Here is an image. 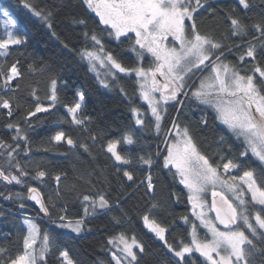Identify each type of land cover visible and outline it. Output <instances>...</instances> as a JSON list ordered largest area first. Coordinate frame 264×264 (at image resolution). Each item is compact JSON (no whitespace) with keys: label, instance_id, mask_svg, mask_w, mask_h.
<instances>
[{"label":"snow or ice","instance_id":"obj_1","mask_svg":"<svg viewBox=\"0 0 264 264\" xmlns=\"http://www.w3.org/2000/svg\"><path fill=\"white\" fill-rule=\"evenodd\" d=\"M18 3L44 24L64 49L75 52L86 62L103 88L111 89L121 74L135 78L139 99L147 105L146 111L141 107L131 108L135 123L140 128H154L158 136L163 133L165 145L164 150L158 149L155 155L138 156L139 166L146 173L139 183L144 186L146 195L154 194V165L159 167L162 161L167 174L187 189V201L195 217V220L187 215L180 217L187 226L189 238L181 237L172 244L166 237L168 228L151 215L158 207L156 203L142 216L144 227L163 242L174 264H256L257 255L264 258V10L249 24L245 17L255 7L253 0H237L236 7L225 10L230 31L218 39L202 33L197 26V14L206 8L208 0H80L90 15L85 18L69 13L67 16L71 31H79L83 37V46L77 49L69 42V37L61 39L54 30L52 7L55 5L45 9L34 0H18ZM0 17L4 29L0 35V57H8L13 50L26 47L28 39L9 11L0 10ZM89 19L95 23V28H89ZM232 37L240 38L241 43L231 40ZM236 50L239 55L237 63L233 64L227 57ZM124 53L134 57L131 64L130 57ZM28 69L34 71L33 64H29ZM23 76L18 60L7 69L0 63V110H6L0 111V115L9 118L4 127L15 133L11 137L14 144L0 139V156L5 157L8 169L0 166V181L5 186L27 187L26 196L8 191L0 192V198L18 200L20 208L25 207L24 199L33 201L41 214L39 219L51 227L42 229L35 219L25 218L23 224L27 234L23 236L22 251L13 255L6 247H0V264H50V256L55 257L56 264H77L70 251L61 246L60 236L71 233L73 236L69 239L80 237L91 230L87 228L89 217L111 212L114 206H120L119 201L114 203L106 192L98 191L95 196L85 194L81 202L83 215L74 217L53 196L45 198L39 185L44 183L49 172L38 164L29 171L27 165L16 159L21 149L19 142L28 145L27 135L15 122L18 111L14 112L12 102L19 88L14 81ZM58 82V78L50 82L48 103L41 102L36 89L32 90L34 110L25 116L29 127L32 126L31 118L37 113L53 114L52 109L63 103L61 89H67L68 82L64 81L60 88ZM84 105L85 93L75 91L72 102L63 103L70 120L62 122L75 126L78 132H87L88 123L80 115ZM193 106L202 108L205 113L198 125L207 127L210 114L218 126H223L224 135L220 136L218 147L227 144V135L239 142L238 156L225 160V155L220 153V159L213 160L202 151L190 127L191 122L180 123L186 115L184 109ZM169 107L175 115H171ZM15 108L19 109V103ZM166 117L170 127L165 130ZM88 138L94 142L97 139L94 134ZM62 142L69 150L79 147L91 155L87 143L78 144L63 130L56 131L49 141L50 144ZM121 143L132 146L136 141L131 135L123 136L109 141L103 150L109 154L107 159L113 162L115 172H122L126 178L122 186L139 187L126 167L132 165V157L117 150ZM227 146L231 152L232 145ZM30 150L26 147L23 154L28 156ZM253 158L257 167L245 168ZM240 170L243 175L239 174ZM62 176L66 177L67 173L54 176L57 185ZM30 181H37L38 185L32 186ZM173 195L180 200L179 195ZM59 196L57 190L55 197ZM126 216L127 213H123L112 219L120 225ZM55 229L66 232L57 233ZM200 229L205 230L203 235ZM106 243L110 252L107 264H140L146 252L145 242L135 233L129 236L120 231L110 235ZM98 264L106 262L100 260Z\"/></svg>","mask_w":264,"mask_h":264},{"label":"trees","instance_id":"obj_2","mask_svg":"<svg viewBox=\"0 0 264 264\" xmlns=\"http://www.w3.org/2000/svg\"><path fill=\"white\" fill-rule=\"evenodd\" d=\"M34 2L45 9L55 5L52 7L55 13L54 30L61 39L69 37V42L77 49L83 46L81 33L71 31L67 20L69 13H75L85 18L90 15L85 12L80 0H34ZM253 2L255 7L249 16L245 17L249 24L253 19L258 18L261 10H264L262 0H253ZM236 3L237 0H208L206 8L201 9L197 14L199 30L222 39L230 31L229 23L225 19V10L236 7ZM0 7L10 12L28 39L26 47L13 50L8 57H0V63L5 69L18 60L24 73L22 79L14 81L19 84L15 97L12 98V94H9L14 105V112L18 111L15 122L19 123L22 131L28 137L27 146L24 141L19 142L21 149L16 159L22 165H27L29 171H32L38 164L42 170L49 172L50 175L45 177L44 183L39 185L40 190L45 198L53 196L59 204L66 206L71 216L83 215L81 202L85 194L95 196L98 191L106 192L114 203L119 201L120 206H114L111 212L89 217L87 228L91 230H86L80 237L69 239L68 237L73 234L61 235V246L70 251L77 264H98L100 260H104L107 264L110 260L109 246L106 243L108 237L124 231L129 236L135 233L137 238L146 244V252L142 255L140 264H174V259L163 246V242L144 227L142 216L148 212L153 203H156L158 207L152 210L151 215L168 228L166 237L172 244H176L181 237L185 240L189 238L187 226L180 217L187 215L191 220L195 219L191 214V205L187 201V189L167 174V170L162 168V161L160 162L161 166L154 165L153 180L156 184L154 194L146 195L144 186L139 183L145 179L146 173L139 166L138 156L155 155L158 149L163 151L165 145L162 143L163 133L158 136L154 128H140L135 123L131 108L141 107L145 111L147 110V106L139 99L135 78L121 75L118 83L111 89L103 88L95 74L89 71L87 63L81 61L75 52L70 53L64 49L60 40L53 36L43 23L32 17L18 3V0H0ZM209 8L213 10H206ZM88 26L89 28L96 27L91 19L88 20ZM0 35H3L1 30ZM250 38L245 37L244 39ZM231 40L241 43L240 38L237 37H232ZM224 42L229 43L228 40ZM232 46L235 49V44ZM124 54L130 57L129 64H131L134 57H131L130 53ZM238 55L239 51L236 50L235 54L228 55L227 59L235 64ZM29 64H33L34 71H29ZM53 78H58V88L63 85L64 81L68 82L67 89H61L63 103H71L75 91L85 93V105L80 115L88 123L87 132H78L75 126L62 122L70 120V117L66 115L63 103L52 109L53 114L37 113L31 118V127L26 123L25 116L28 111L34 110L35 100L31 96L32 90L36 89L41 102L48 103L46 98ZM121 88L124 89V92H121ZM17 103H19L18 110L15 108ZM184 111L186 115L181 118L180 123L191 122L190 127L202 151L213 160H219L220 153L225 155V160L238 156L241 150L239 142L230 135L226 136L227 144L218 147L220 136L224 135L223 126H218L210 114L208 115L209 124L204 127L198 125L201 116L205 115L202 108L193 106L189 109L186 107ZM169 112L171 115H175L171 107H169ZM8 119L6 115H0V139L14 144L15 142L11 139L15 134L14 131L10 132L4 127ZM168 127L170 124L166 117L165 130ZM60 130L71 135L78 144L87 143L91 155L79 147L69 150L67 144L63 142L50 144V138ZM90 134L97 137L95 142L88 138ZM127 135H131L136 143L132 146L121 143L117 150L122 155L132 157V165L126 167L134 175L139 187L126 188L122 186L126 178L123 177L122 172H115L113 162L107 159L109 154L103 150L109 141ZM228 144L232 145L231 152ZM26 147L31 149L28 156L23 154ZM45 148L49 150L45 151ZM0 166L8 170L4 156H0ZM244 167H257V162L253 158ZM11 170L15 172V169ZM61 173H67V176H62L61 182L57 185L54 176ZM239 174L243 175V170H240ZM30 183L32 186L38 185L37 181H30ZM57 190L60 192L59 197H55ZM8 191L27 195L26 186L21 187L14 184L5 186L0 181V192ZM173 193L179 195V201L176 200ZM23 203L25 207L20 208V201H8L0 198V211L3 212V215H0V247H6L13 255L22 251L23 236L27 234L23 224L25 217L35 219L37 223L41 224L42 229L51 227L39 219L41 214L29 204L27 199H24ZM123 213H127V216L123 218L120 225H116L112 219L113 216L119 217ZM128 217L131 218L130 221ZM55 231L57 233L66 232L61 229H55ZM199 231L201 234L204 233L202 229ZM196 255L198 257V254ZM198 259L202 258L198 257ZM49 260L50 264H56L54 256H50ZM256 264H264V258L257 255Z\"/></svg>","mask_w":264,"mask_h":264},{"label":"rangeland","instance_id":"obj_3","mask_svg":"<svg viewBox=\"0 0 264 264\" xmlns=\"http://www.w3.org/2000/svg\"><path fill=\"white\" fill-rule=\"evenodd\" d=\"M0 10H4V9H2L1 7H0ZM0 18H2V17H0ZM0 30H1V32L3 33L4 32V29H3V26L2 25H0ZM145 66H147V64H145ZM122 75V74H121ZM143 102V101H142ZM144 103V102H143ZM145 104V103H144ZM146 105V104H145ZM147 106V105H146ZM208 200L210 201L211 200V195H210V193H208ZM26 200V199H25ZM24 201V200H23ZM214 215V214H213ZM25 218H29V217H25ZM194 219H195V217H194ZM196 223L197 224H199V221H196ZM24 228H26V230H27V227L24 225ZM202 230H204V229H202ZM205 231V230H204ZM203 235V234H202Z\"/></svg>","mask_w":264,"mask_h":264},{"label":"water","instance_id":"obj_4","mask_svg":"<svg viewBox=\"0 0 264 264\" xmlns=\"http://www.w3.org/2000/svg\"><path fill=\"white\" fill-rule=\"evenodd\" d=\"M28 202L32 207L38 210V206L33 201L28 200Z\"/></svg>","mask_w":264,"mask_h":264}]
</instances>
